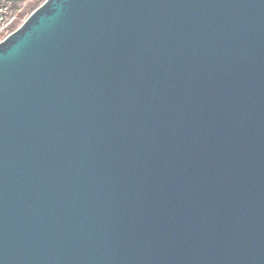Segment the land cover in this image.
<instances>
[{
  "label": "water",
  "instance_id": "1",
  "mask_svg": "<svg viewBox=\"0 0 264 264\" xmlns=\"http://www.w3.org/2000/svg\"><path fill=\"white\" fill-rule=\"evenodd\" d=\"M0 264H264V0H45L1 40Z\"/></svg>",
  "mask_w": 264,
  "mask_h": 264
},
{
  "label": "rangeland",
  "instance_id": "2",
  "mask_svg": "<svg viewBox=\"0 0 264 264\" xmlns=\"http://www.w3.org/2000/svg\"><path fill=\"white\" fill-rule=\"evenodd\" d=\"M29 1L30 0H0V41L10 34L8 33L7 27L11 23L16 22L17 29L31 14L23 11Z\"/></svg>",
  "mask_w": 264,
  "mask_h": 264
},
{
  "label": "trees",
  "instance_id": "3",
  "mask_svg": "<svg viewBox=\"0 0 264 264\" xmlns=\"http://www.w3.org/2000/svg\"><path fill=\"white\" fill-rule=\"evenodd\" d=\"M6 1H10V0H6ZM44 0H30L27 5L24 7L23 11L25 13H31L32 11H34L37 7H39ZM1 5V3H0ZM1 8V6H0ZM16 29V22L11 23L8 27V33L13 32Z\"/></svg>",
  "mask_w": 264,
  "mask_h": 264
}]
</instances>
